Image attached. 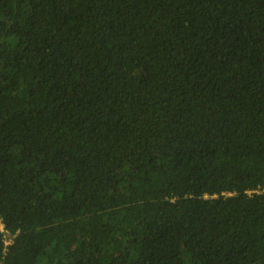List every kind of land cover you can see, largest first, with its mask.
I'll return each mask as SVG.
<instances>
[{
    "label": "trees",
    "instance_id": "1",
    "mask_svg": "<svg viewBox=\"0 0 264 264\" xmlns=\"http://www.w3.org/2000/svg\"><path fill=\"white\" fill-rule=\"evenodd\" d=\"M0 226V264H264V0H0Z\"/></svg>",
    "mask_w": 264,
    "mask_h": 264
},
{
    "label": "rangeland",
    "instance_id": "2",
    "mask_svg": "<svg viewBox=\"0 0 264 264\" xmlns=\"http://www.w3.org/2000/svg\"><path fill=\"white\" fill-rule=\"evenodd\" d=\"M1 227V226H0ZM9 240V238H7V241Z\"/></svg>",
    "mask_w": 264,
    "mask_h": 264
}]
</instances>
